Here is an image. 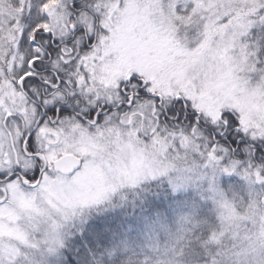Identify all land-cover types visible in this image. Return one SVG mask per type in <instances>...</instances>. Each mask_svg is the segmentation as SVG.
Masks as SVG:
<instances>
[{
    "label": "snow or ice",
    "instance_id": "obj_1",
    "mask_svg": "<svg viewBox=\"0 0 264 264\" xmlns=\"http://www.w3.org/2000/svg\"><path fill=\"white\" fill-rule=\"evenodd\" d=\"M0 264H264V0H0Z\"/></svg>",
    "mask_w": 264,
    "mask_h": 264
},
{
    "label": "rangeland",
    "instance_id": "obj_2",
    "mask_svg": "<svg viewBox=\"0 0 264 264\" xmlns=\"http://www.w3.org/2000/svg\"><path fill=\"white\" fill-rule=\"evenodd\" d=\"M232 179H233L234 181L239 182L237 177H232Z\"/></svg>",
    "mask_w": 264,
    "mask_h": 264
}]
</instances>
